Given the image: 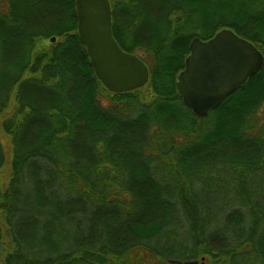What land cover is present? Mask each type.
Instances as JSON below:
<instances>
[{
  "label": "trees",
  "instance_id": "trees-1",
  "mask_svg": "<svg viewBox=\"0 0 264 264\" xmlns=\"http://www.w3.org/2000/svg\"><path fill=\"white\" fill-rule=\"evenodd\" d=\"M110 3L150 70L130 93L96 77L75 0H0L1 264H264V67L204 118L176 89L195 38L264 56V0Z\"/></svg>",
  "mask_w": 264,
  "mask_h": 264
},
{
  "label": "water",
  "instance_id": "water-1",
  "mask_svg": "<svg viewBox=\"0 0 264 264\" xmlns=\"http://www.w3.org/2000/svg\"><path fill=\"white\" fill-rule=\"evenodd\" d=\"M75 1L78 34L101 84L114 94L146 87L150 81L148 66L139 56L121 49L113 36L110 0ZM55 41L53 38L52 43ZM189 51L184 70L177 77L176 89L184 105L200 118L207 117L264 67L263 54L228 29L207 41L195 38Z\"/></svg>",
  "mask_w": 264,
  "mask_h": 264
},
{
  "label": "rangeland",
  "instance_id": "rangeland-1",
  "mask_svg": "<svg viewBox=\"0 0 264 264\" xmlns=\"http://www.w3.org/2000/svg\"><path fill=\"white\" fill-rule=\"evenodd\" d=\"M50 43L49 42H45L44 43V45H49ZM2 142H3V144H4V147H5V152H6V154H9V152H10V147H9V144H8V142L2 137ZM8 166V165H7ZM149 263H151V264H160V263H158V262H148L147 264H149ZM0 264H1V261H0ZM166 264V263H165Z\"/></svg>",
  "mask_w": 264,
  "mask_h": 264
}]
</instances>
